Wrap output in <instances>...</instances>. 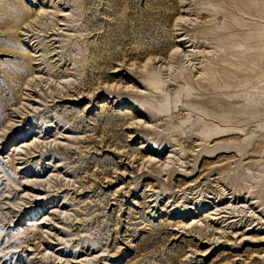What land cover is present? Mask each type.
Segmentation results:
<instances>
[{"label": "rangeland", "instance_id": "obj_1", "mask_svg": "<svg viewBox=\"0 0 264 264\" xmlns=\"http://www.w3.org/2000/svg\"><path fill=\"white\" fill-rule=\"evenodd\" d=\"M0 264H264V0H0Z\"/></svg>", "mask_w": 264, "mask_h": 264}, {"label": "bare ground", "instance_id": "obj_2", "mask_svg": "<svg viewBox=\"0 0 264 264\" xmlns=\"http://www.w3.org/2000/svg\"><path fill=\"white\" fill-rule=\"evenodd\" d=\"M8 135V134H7ZM7 135H5V137H4V139L7 137ZM34 186H36V185H34ZM27 189H29V190H35V188L33 187V186H25Z\"/></svg>", "mask_w": 264, "mask_h": 264}]
</instances>
